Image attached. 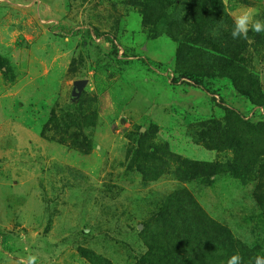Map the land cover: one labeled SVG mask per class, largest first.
Returning a JSON list of instances; mask_svg holds the SVG:
<instances>
[{"label": "rangeland", "instance_id": "obj_1", "mask_svg": "<svg viewBox=\"0 0 264 264\" xmlns=\"http://www.w3.org/2000/svg\"><path fill=\"white\" fill-rule=\"evenodd\" d=\"M220 2L194 31L204 0H0V264L263 244L264 33L230 32L264 0Z\"/></svg>", "mask_w": 264, "mask_h": 264}, {"label": "trees", "instance_id": "obj_2", "mask_svg": "<svg viewBox=\"0 0 264 264\" xmlns=\"http://www.w3.org/2000/svg\"><path fill=\"white\" fill-rule=\"evenodd\" d=\"M190 12L194 15L195 17V23H194V31H197L201 26H204L207 24V20H213L214 17H216L218 14L222 13V6L220 0H204V4L202 7H198L197 9H191ZM207 20L205 21V19ZM220 20V19H219ZM218 20V21H219ZM212 22V21H210ZM195 40V43H199V41H203L201 39H193ZM182 43H178V47L176 50V59H177V67L180 68L184 73H189L193 75H199L203 71L201 67H191L188 63L182 64L183 61H186V58L184 56V51L185 49L181 46ZM197 61V60H195ZM179 70V72H180ZM233 87L241 94L247 95L243 90H240L239 86L235 84L234 80L232 79ZM77 84V83H76ZM75 88H77L75 86ZM251 127L253 130H261L264 126V123H257V124H250L248 125ZM0 245H3V241L0 240ZM263 251V252H261ZM239 254L242 257V264H251V259L259 254V255H264V241L263 244H258L255 243L251 246H246V245H239L237 248L233 249L229 253H226L223 255V257L219 260V262L226 264L225 261L227 262L228 258L233 255V254ZM193 262H189L187 264H199L198 257L192 256L191 257ZM223 260V261H221ZM172 261H175L174 264H177V260L174 258ZM196 262V263H195Z\"/></svg>", "mask_w": 264, "mask_h": 264}, {"label": "clouds", "instance_id": "obj_3", "mask_svg": "<svg viewBox=\"0 0 264 264\" xmlns=\"http://www.w3.org/2000/svg\"><path fill=\"white\" fill-rule=\"evenodd\" d=\"M261 15L259 9L243 8L232 17V28L230 35L234 40L249 39V32L256 34L264 33V19L259 18ZM213 36H218V29H213ZM38 257L34 254H29L22 258L21 264H37ZM226 264H242V257L237 253L231 255ZM251 264H264V255H255L251 259Z\"/></svg>", "mask_w": 264, "mask_h": 264}]
</instances>
